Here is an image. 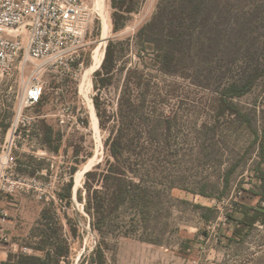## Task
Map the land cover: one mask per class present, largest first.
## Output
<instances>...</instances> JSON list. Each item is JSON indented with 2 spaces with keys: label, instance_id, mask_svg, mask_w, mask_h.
Here are the masks:
<instances>
[{
  "label": "rangeland",
  "instance_id": "374dc122",
  "mask_svg": "<svg viewBox=\"0 0 264 264\" xmlns=\"http://www.w3.org/2000/svg\"><path fill=\"white\" fill-rule=\"evenodd\" d=\"M136 2V13L114 32L107 0L103 11L110 30L101 62H92L101 41L98 10L86 35L82 66L75 65L72 76L33 74L31 63L18 60L0 77V153L17 124L16 174L35 177L48 198L55 193L59 200L54 205L1 181L0 227L10 237L5 251L41 255L34 248L45 214L50 229H59L47 244L61 247L66 241L68 246L60 264H97V249L105 264H264V224L257 223L243 238L238 232L242 241L225 239L241 229L228 215L241 203L256 204L249 191H260L256 176L264 174V0ZM161 3L167 7L164 23L186 36L185 43L174 45L178 54L169 72L155 65L157 52L146 44L163 26L144 29ZM109 44L117 66L110 84L102 86L104 76L95 73L102 70ZM255 76L249 93L229 100L237 112L223 108L222 89ZM34 78L43 87L41 100L18 114L27 82ZM62 109L68 110L60 117ZM46 126L60 135L57 153L43 142ZM112 135H125L126 149L140 152L130 164H139L149 197L138 219L132 221L134 208L126 206L98 232L84 203L87 188H100L99 175L112 163L106 144ZM83 168L74 191L75 174ZM88 174L96 175L95 183ZM71 180L68 203L65 187Z\"/></svg>",
  "mask_w": 264,
  "mask_h": 264
},
{
  "label": "trees",
  "instance_id": "16d2710c",
  "mask_svg": "<svg viewBox=\"0 0 264 264\" xmlns=\"http://www.w3.org/2000/svg\"><path fill=\"white\" fill-rule=\"evenodd\" d=\"M163 2H165V0H163ZM109 5L111 8V20L114 32L123 29L129 17L136 13L138 9L136 0H109ZM161 5H163V3L160 4L152 21H150L144 29L155 26L157 23L163 26L160 33L155 35V38L148 39L146 44H148V46H154L157 52L156 59L154 60L155 65L160 66L162 72H169V67L175 61L178 54V52L174 50V45L185 43L186 36L182 31H175L173 25L164 23V20H166L164 9L167 7L165 8V6L163 7ZM179 28L183 27L180 26ZM165 31L167 32L164 34ZM158 43H162L161 48L156 47ZM116 66L114 46L113 44H109L105 50L101 65L102 73L98 71L95 73L97 77L101 75L104 76L99 79L102 86L110 84V76L116 70ZM256 79L257 76L243 84L232 83L225 86L220 93V100L223 108L236 113L235 107L229 103V100L241 98L249 93ZM95 106L98 116H100L98 104L95 103ZM43 142L49 150L57 153L60 147V135L54 132L51 127L46 126L43 134ZM125 142V135H112L107 138L106 144L112 158V163H109L105 172L99 175L97 181L100 184V188L90 186L86 190L84 210L91 219L92 227L98 232H102L104 228L110 226L113 213H117L126 206L134 208L132 221L138 219L139 208H141L149 197V191L143 184L139 164H130V160H132L133 156H135V158H140L141 154L140 152L131 151V153L128 151ZM130 165H134L135 167ZM88 176H92L93 182L95 183L96 175L88 174ZM134 180L137 182L134 183ZM256 180L260 184V191H249V194L256 197V204L248 206L241 203L238 209L234 210V213L228 215V221L230 223L243 227L237 232L241 235L244 233V237L249 235L250 231L257 223L264 224V174L260 173L257 175ZM72 186L73 181L71 180L65 187L66 194L64 198L67 199L68 203L71 200ZM78 200L81 201V196L78 197ZM42 220L45 222L43 225L45 229L41 233L38 246L34 248V250L40 252L41 255L10 253L7 255V259L0 264H60V258L66 259L68 257V246L66 241H63V246L61 247H54V245L47 244L49 240L58 236L59 229H50V224L46 222L47 217L45 214L42 215ZM128 234L129 233H124L123 235L128 236ZM237 238L242 241V238ZM225 239L228 242H233L234 240L230 237H225ZM95 255L97 257V264H105L104 254L101 249H97Z\"/></svg>",
  "mask_w": 264,
  "mask_h": 264
},
{
  "label": "built area",
  "instance_id": "2783aa9c",
  "mask_svg": "<svg viewBox=\"0 0 264 264\" xmlns=\"http://www.w3.org/2000/svg\"><path fill=\"white\" fill-rule=\"evenodd\" d=\"M107 0H0V77L8 75L14 63H31L33 74L49 72L64 77L73 75L85 47L86 35L97 18L98 9ZM42 84L34 78L27 82L20 101L22 108L37 105L42 97ZM62 109L59 116L67 113ZM63 123V122H61ZM25 126V125H23ZM20 136L18 125L7 133L0 153V182H9L15 189L25 187L39 200H59L49 195L35 177H22L15 172L12 151ZM21 186V187H20ZM3 216V212H0ZM4 218V217H3ZM10 237L0 227V250Z\"/></svg>",
  "mask_w": 264,
  "mask_h": 264
},
{
  "label": "bare ground",
  "instance_id": "6f19581e",
  "mask_svg": "<svg viewBox=\"0 0 264 264\" xmlns=\"http://www.w3.org/2000/svg\"><path fill=\"white\" fill-rule=\"evenodd\" d=\"M100 13V19H101V41L99 42L98 46L95 48L92 56V62L97 63L101 62L103 58V46L106 43L105 41L109 37V30H110V22L108 15L103 11V7H100L99 9ZM84 70V69H83ZM90 70V69H89ZM92 70V69H91ZM90 74V73H89ZM92 74V73H91ZM91 76V75H90ZM89 81V80H88ZM88 84V83H87ZM83 87V86H82ZM82 89V88H81ZM88 92V91H87ZM90 101V100H89ZM93 120V119H92ZM86 166H88L86 164ZM87 168V167H86ZM87 170V169H86ZM86 170L83 168V170L78 171L75 174L74 178V191L77 187H79L80 183H82V178L86 172ZM78 189V188H77Z\"/></svg>",
  "mask_w": 264,
  "mask_h": 264
},
{
  "label": "crops",
  "instance_id": "0c3cea01",
  "mask_svg": "<svg viewBox=\"0 0 264 264\" xmlns=\"http://www.w3.org/2000/svg\"><path fill=\"white\" fill-rule=\"evenodd\" d=\"M239 226H240V225H239ZM236 228H238V227H236ZM240 228L242 229L243 227L241 226ZM226 236H227V235H225V237H226ZM227 237H229V236H227ZM233 237H236V238L239 237V238H240V235L238 234L237 231H235V232L232 233V235H231L230 238H233ZM243 237H244V236H242V238H243ZM188 243L192 244L191 242H185L183 245L186 246V244H188ZM185 246H183V247H185ZM191 246H192V245H191ZM6 249H7V245L1 247V250H0V263L3 262V261H5V260L7 259L8 252L5 251Z\"/></svg>",
  "mask_w": 264,
  "mask_h": 264
}]
</instances>
